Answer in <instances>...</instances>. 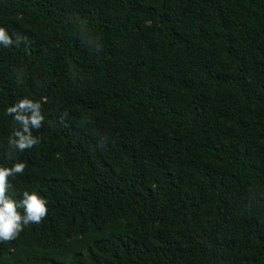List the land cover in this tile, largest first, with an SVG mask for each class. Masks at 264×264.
<instances>
[{"label":"trees","instance_id":"16d2710c","mask_svg":"<svg viewBox=\"0 0 264 264\" xmlns=\"http://www.w3.org/2000/svg\"><path fill=\"white\" fill-rule=\"evenodd\" d=\"M0 29L5 194L47 209L0 264H264V0H0Z\"/></svg>","mask_w":264,"mask_h":264},{"label":"clouds","instance_id":"9594fccd","mask_svg":"<svg viewBox=\"0 0 264 264\" xmlns=\"http://www.w3.org/2000/svg\"><path fill=\"white\" fill-rule=\"evenodd\" d=\"M13 43L3 29H0V44L5 47ZM4 115H11L18 126L8 139V147L15 152H22L31 148L38 140L31 135V130L38 129L41 125L39 102L22 99L16 104L5 108ZM14 137V139H13ZM23 163H14L10 168L0 167V241L14 239L30 223L39 224L46 214L45 201L36 193H22V198L13 200L5 194L10 187L6 178L24 170ZM17 209L22 210V215Z\"/></svg>","mask_w":264,"mask_h":264}]
</instances>
